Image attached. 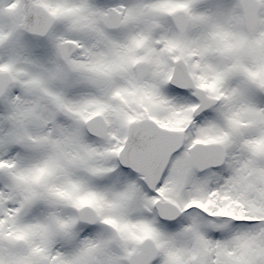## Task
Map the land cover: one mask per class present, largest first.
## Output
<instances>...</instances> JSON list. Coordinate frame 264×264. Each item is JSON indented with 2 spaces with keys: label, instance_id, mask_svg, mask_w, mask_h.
<instances>
[{
  "label": "snow or ice",
  "instance_id": "snow-or-ice-1",
  "mask_svg": "<svg viewBox=\"0 0 264 264\" xmlns=\"http://www.w3.org/2000/svg\"><path fill=\"white\" fill-rule=\"evenodd\" d=\"M0 264H264V0H0Z\"/></svg>",
  "mask_w": 264,
  "mask_h": 264
}]
</instances>
